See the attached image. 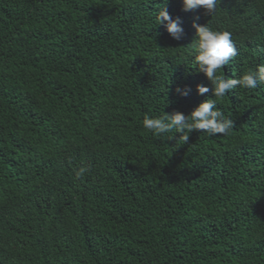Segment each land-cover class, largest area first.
Returning a JSON list of instances; mask_svg holds the SVG:
<instances>
[{"label": "trees", "instance_id": "16d2710c", "mask_svg": "<svg viewBox=\"0 0 264 264\" xmlns=\"http://www.w3.org/2000/svg\"><path fill=\"white\" fill-rule=\"evenodd\" d=\"M193 24L232 33L218 74L264 65V0H0V264H264V84L217 101L226 137L142 125L213 98Z\"/></svg>", "mask_w": 264, "mask_h": 264}, {"label": "clouds", "instance_id": "9594fccd", "mask_svg": "<svg viewBox=\"0 0 264 264\" xmlns=\"http://www.w3.org/2000/svg\"><path fill=\"white\" fill-rule=\"evenodd\" d=\"M219 0H182L183 10L191 11L198 8L205 10L206 14L213 13ZM167 3V0H164ZM155 25H163L174 40H181L184 29L180 26L179 19H173L166 7H160L155 15ZM195 35L192 43L186 47L192 58L194 67L211 82L212 88L197 85L196 91L203 96L211 91V97L203 100L189 115L180 112L165 113L157 116L145 114L142 119L143 127L154 136H162L173 133L168 137L173 139L174 134L179 133V141L186 143L193 131H199L212 138L220 134L228 136L233 130V121L226 117L218 108L217 101L225 97L230 91L239 87L243 90L256 89L264 84V65H258L255 70H249L239 78H229L224 74H218L229 61L238 54L232 39V33L227 30H217L208 24L203 26L193 24ZM177 93L188 95V90L177 88ZM89 171L80 168L74 172L75 179L79 180Z\"/></svg>", "mask_w": 264, "mask_h": 264}, {"label": "bare ground", "instance_id": "6f19581e", "mask_svg": "<svg viewBox=\"0 0 264 264\" xmlns=\"http://www.w3.org/2000/svg\"><path fill=\"white\" fill-rule=\"evenodd\" d=\"M93 180V179H92ZM75 201V200H74ZM128 207V206H127ZM38 224V223H37ZM31 237V236H30Z\"/></svg>", "mask_w": 264, "mask_h": 264}]
</instances>
